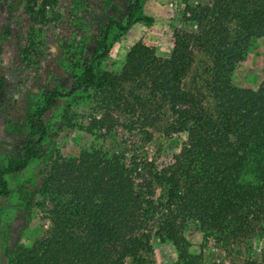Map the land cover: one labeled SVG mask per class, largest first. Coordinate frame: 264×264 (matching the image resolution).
Returning <instances> with one entry per match:
<instances>
[{
  "label": "trees",
  "instance_id": "obj_1",
  "mask_svg": "<svg viewBox=\"0 0 264 264\" xmlns=\"http://www.w3.org/2000/svg\"><path fill=\"white\" fill-rule=\"evenodd\" d=\"M181 1L195 31L175 35L174 50L166 58L142 42L134 43L117 80L99 75L97 66L121 32L136 22L150 23L151 18L141 13V0H131L124 20L107 22L69 89L46 92L42 105L28 118L22 156L9 159L0 169V198L8 195L5 177L39 158L36 145L47 132L42 118L59 99L92 94L104 106L128 110L134 107L127 99L138 106L142 101H159L173 117L162 135L185 133L186 146L160 169L153 162L130 159L124 163L117 155L88 151L49 161L27 199L26 211L35 207L37 194L50 197L54 203L50 228L29 247L15 245L7 251L6 264H156V240L170 242L180 264H199L198 258L187 252L185 223L196 220L207 233L218 230L210 219L222 200L231 202L226 214L231 221L223 231L233 225L234 234L236 225L243 226L244 211L250 208L244 203L247 190L264 192V91L234 87L230 76L243 60L249 41L264 40V0H209L195 6L189 5V0ZM55 2L40 0L36 8L37 0H25L21 5L24 14L42 22L46 9ZM233 24L234 31L230 29ZM193 51L207 54L211 61V113L182 88ZM2 89L0 78V94ZM140 92L145 100L136 94ZM69 109V104L63 106L62 126L73 122ZM161 147L162 143L158 151ZM253 164L255 186L242 179ZM258 231L263 237L258 254L245 264H264V227Z\"/></svg>",
  "mask_w": 264,
  "mask_h": 264
},
{
  "label": "rangeland",
  "instance_id": "obj_2",
  "mask_svg": "<svg viewBox=\"0 0 264 264\" xmlns=\"http://www.w3.org/2000/svg\"><path fill=\"white\" fill-rule=\"evenodd\" d=\"M0 0V169L9 159L22 156L28 132V118L43 103V95L57 89L66 92L81 72L82 65L100 41L109 20H124L131 0H56L46 9L45 20H32L24 14L22 3ZM209 0H189L191 6ZM40 0H37L36 8ZM181 0H141V13L150 23L136 22L112 41L105 59L97 66L99 75L117 80L128 49L136 42L152 47L159 57H169L174 50V36L195 31L184 14ZM48 21V22H47ZM234 31V24L230 26ZM211 61L207 54L193 51V62L182 80V88L197 97L211 113L214 107L209 94ZM232 86L251 92L264 91V40L249 41L243 60L230 76ZM145 100L144 93H136ZM133 110L104 106L100 98L59 99L42 118L47 132L37 143L39 158L25 169L8 175V195L0 198V264L5 253L15 245L29 247L46 236L50 228V211L54 207L47 195L34 197L35 207L26 211V202L40 176L57 157L72 158L80 152L117 155L124 163L134 159L153 162L156 168L168 165L186 146L185 133L164 137L162 130L173 117L159 101L138 106L127 99ZM69 104L73 114L71 126H62L63 106ZM133 111V112H132ZM100 122V123H98ZM163 145L158 151L159 145ZM140 162V163H141ZM255 164L247 167L242 179L254 185ZM255 186V185H254ZM246 192L250 208L243 226L233 225L223 231L231 219L227 211L231 202L220 200L210 222L219 229L208 232L199 221L185 223L183 237L187 252L199 264H245L258 254L264 227V192ZM160 192L156 190V194ZM243 192V191H242ZM235 222V221H234ZM238 227V231H237ZM156 264H180L170 242L153 244Z\"/></svg>",
  "mask_w": 264,
  "mask_h": 264
}]
</instances>
